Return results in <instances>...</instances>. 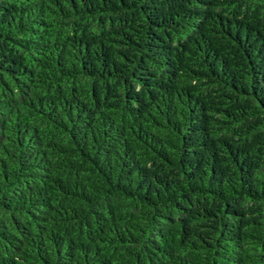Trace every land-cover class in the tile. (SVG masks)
Wrapping results in <instances>:
<instances>
[{
  "label": "trees",
  "instance_id": "1",
  "mask_svg": "<svg viewBox=\"0 0 264 264\" xmlns=\"http://www.w3.org/2000/svg\"><path fill=\"white\" fill-rule=\"evenodd\" d=\"M0 264H264V0H0Z\"/></svg>",
  "mask_w": 264,
  "mask_h": 264
}]
</instances>
